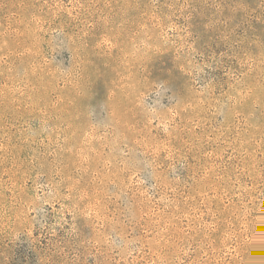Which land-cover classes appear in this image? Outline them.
<instances>
[{"label": "rangeland", "instance_id": "1", "mask_svg": "<svg viewBox=\"0 0 264 264\" xmlns=\"http://www.w3.org/2000/svg\"><path fill=\"white\" fill-rule=\"evenodd\" d=\"M0 264H264V0H0Z\"/></svg>", "mask_w": 264, "mask_h": 264}]
</instances>
